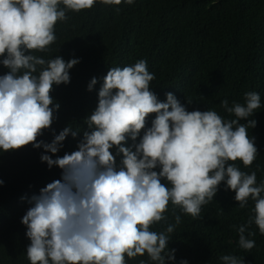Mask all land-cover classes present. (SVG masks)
I'll use <instances>...</instances> for the list:
<instances>
[{
  "label": "clouds",
  "instance_id": "clouds-1",
  "mask_svg": "<svg viewBox=\"0 0 264 264\" xmlns=\"http://www.w3.org/2000/svg\"><path fill=\"white\" fill-rule=\"evenodd\" d=\"M99 2L132 5L134 0ZM96 3L0 0V65L8 70L0 75V150L42 148L41 162L61 169V179L21 198L30 205L16 218L24 241L18 247L21 261L127 264L126 258L137 261L147 253L154 264H175L169 234L181 216L175 215V223L164 231H152V226L167 219L170 203L173 211L179 208L198 218L221 183L235 193L241 209L249 199L254 201L247 224L233 226L239 247L251 251L255 241L248 237L255 233L249 226L254 223L264 235V182L257 185L256 172L241 171L235 162L248 168L258 154L255 137L248 134L257 125L248 118L261 107L256 92L245 93L243 104L229 106L223 100L221 107L235 117L226 120L214 110L189 111L172 92L160 101L150 88L155 76L145 60L112 67L103 77L95 109L84 118L87 130L77 150L53 159L69 136L75 139L81 132L68 125L57 134L51 127L61 107L51 95L54 86L70 83V70L80 61L66 62L59 55L45 60L32 53L45 52L55 42V25L67 19V11L91 9ZM97 83L93 77L87 90L93 91ZM46 130L52 133L51 142L38 139ZM220 259L223 264H244L236 255Z\"/></svg>",
  "mask_w": 264,
  "mask_h": 264
},
{
  "label": "trees",
  "instance_id": "trees-1",
  "mask_svg": "<svg viewBox=\"0 0 264 264\" xmlns=\"http://www.w3.org/2000/svg\"><path fill=\"white\" fill-rule=\"evenodd\" d=\"M66 15V20L56 23V40L48 50L32 53L45 60L59 55L66 62L72 58L80 61L70 70V83L54 86L51 95L61 107L51 127L57 134L68 125L81 132L75 139L69 136L53 159L77 150L87 130L84 118L95 109L109 68L145 60L147 70L155 76L150 88L159 100L165 101V94L172 92L189 111L214 110L226 120L233 119L234 114L221 107L223 100L232 106L234 102L243 104L245 93L260 95L261 107L248 118L257 121L248 134L255 137L258 154L248 168L240 160L235 164L246 173L256 172L257 185L264 182V0H134L132 5H104L97 0L91 9L67 11ZM7 71L0 65V75ZM93 77L98 83L90 92L87 86ZM153 118H148L149 126ZM38 139L51 142L53 136L46 130ZM43 151L31 145L16 151L0 150V180L4 181L0 185V264H25L21 261L23 251L18 249L24 241L16 218L30 205L21 198H30L61 179L59 167L49 169L41 162ZM234 196L221 183L198 218L179 208L173 211L170 203L164 213L167 219L151 230L164 231L175 223V215L181 216V223L169 234L168 247L176 249L175 264L181 260L223 264V255L244 258V264H264V235L258 227L253 223L248 228L255 233L248 237L255 241L251 251L239 247V234L233 227L247 224L254 215V201L249 199L241 209ZM126 260L127 264H140L141 260L154 264L147 253L137 261Z\"/></svg>",
  "mask_w": 264,
  "mask_h": 264
}]
</instances>
